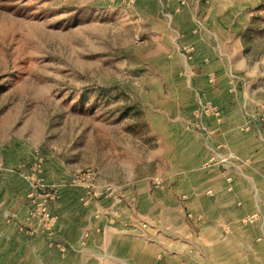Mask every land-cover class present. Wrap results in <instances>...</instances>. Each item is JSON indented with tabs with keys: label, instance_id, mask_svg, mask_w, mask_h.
<instances>
[{
	"label": "rangeland",
	"instance_id": "obj_1",
	"mask_svg": "<svg viewBox=\"0 0 264 264\" xmlns=\"http://www.w3.org/2000/svg\"><path fill=\"white\" fill-rule=\"evenodd\" d=\"M223 126L240 144L219 136ZM200 138L214 139L207 151ZM169 148L203 157L196 165L218 171L215 187L225 178L247 190L226 192L229 205L241 202L231 211L245 213L235 225L228 214L221 242L204 238L214 189L199 180L195 193L178 189L165 177ZM258 148L264 0H0V240L23 238L32 264H43V240L77 237L82 226L90 238L126 202L140 237L150 219H140L138 181L123 167L155 154L160 174L149 186H166L160 197L170 188L160 202L178 205L163 223L175 226L165 237L188 241L175 249L183 262L264 264V172L239 179L252 163L244 153Z\"/></svg>",
	"mask_w": 264,
	"mask_h": 264
},
{
	"label": "crops",
	"instance_id": "obj_2",
	"mask_svg": "<svg viewBox=\"0 0 264 264\" xmlns=\"http://www.w3.org/2000/svg\"><path fill=\"white\" fill-rule=\"evenodd\" d=\"M161 131L163 132V130ZM174 135L175 134L172 133L170 137H174ZM185 135L187 140V134ZM232 135V129L223 126V131L219 136L228 141L229 144L237 145L239 143V136L236 135L233 137ZM211 141H214V139H208L204 142L202 139V148L203 145H206L207 151V148H209L208 144H211ZM193 146L196 147V145ZM169 149L172 155L166 161L168 172L165 177H168L172 182L177 180V188L181 186L182 182L183 188L186 186L189 190L192 188L195 193L196 190H200V188H198L201 184L200 182L204 181L206 183L207 181L206 186L214 189L215 195L213 196L211 194L210 197L207 198L206 201H209L210 204L204 207V210L207 212L204 225L206 234L204 238L208 243L221 242L223 236L221 233H217V228L219 229L221 225L227 224L229 222L228 214L232 212L231 208L236 207L237 204H241V202L238 201L237 203L234 202L229 205V202L224 200L227 194L226 192L233 191L238 195L237 199H241L245 198L244 196L247 190H241L242 187H240L239 181H235L233 184L231 183V187H229L230 183H228L225 178H219L220 186L215 187L214 183L217 182V180L212 181L209 179L216 177L218 171L215 168L201 169L196 165L202 162L203 157L201 159L198 154L194 155V153H189V158L187 159L176 158L177 154L172 153L174 148ZM175 150L179 151L180 149ZM259 152L260 150L258 148L244 153L249 159L246 163H249L250 160L252 163L250 165L248 164L249 166L246 168L245 173L242 169L239 179L250 178L252 180V182H250L254 183L255 178L261 177V173L264 172V163L263 166L260 167V162H264V154H259ZM160 162L161 159L159 155L155 154L145 160L139 161L136 164L137 167L134 166V168H130V166H126V164L123 167L124 177L130 176L132 178L133 176L134 180L138 181L136 189H132L131 191H134L139 196L138 207L140 219H145V221L150 219L148 220L149 224L143 225V228L138 226L140 237H135L133 233L137 231L129 227L131 225L128 221V214H122V212L126 213L128 210L126 202L118 206V208L121 209V214L117 215V220L113 223L112 221L110 223L108 221L107 225L101 222L98 225L99 227H95L94 225L92 227L93 233L90 238H80L84 231L81 225V231L79 234L76 233L75 235H78L77 237L71 235L70 237L74 238H56L53 245L43 240L42 243H39L40 249L42 250V256L40 255V257L43 260V264H104L103 261L105 264H187L183 262L182 256L179 255L175 249L180 248V241H182L183 244L188 241H185L186 239L181 240L171 236L165 237L166 234L173 233L172 229H175L174 225L169 229L164 226L163 219L168 216L166 211L170 212L175 208L176 212H179L177 204L172 205L171 202L166 201L160 202L162 197L166 199L170 195V188L163 192V196L160 197V195L157 196L160 193L159 191L164 190L166 186L161 185L157 180L156 185L153 183V185L149 186L150 180L160 174ZM114 175L111 178H115ZM201 177L203 179H201ZM198 180L200 181L199 183H197ZM240 194L241 197H239ZM163 212L165 214H163ZM244 213L245 211L243 208H236L235 211L232 212L234 217H232L230 223L235 225ZM177 217L181 222L182 216L177 214ZM174 224H177V222ZM70 226H72V222L68 220H66L65 224L60 225L61 229H63L64 233L68 236L70 235L67 233ZM179 232H182L185 236L188 235L186 227H183ZM17 234L20 235V231H17ZM21 239L23 240V238H12L7 243L0 240L1 244L5 245L2 250L3 256H0V264L33 263L34 258L31 256L32 252ZM61 243H63V247H60Z\"/></svg>",
	"mask_w": 264,
	"mask_h": 264
},
{
	"label": "built area",
	"instance_id": "obj_3",
	"mask_svg": "<svg viewBox=\"0 0 264 264\" xmlns=\"http://www.w3.org/2000/svg\"><path fill=\"white\" fill-rule=\"evenodd\" d=\"M226 159V158H225ZM211 192V191H210Z\"/></svg>",
	"mask_w": 264,
	"mask_h": 264
}]
</instances>
